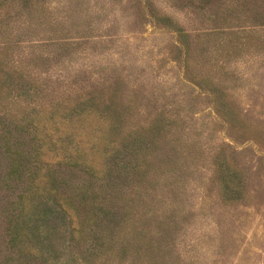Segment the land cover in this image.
<instances>
[{
    "label": "rangeland",
    "instance_id": "rangeland-1",
    "mask_svg": "<svg viewBox=\"0 0 264 264\" xmlns=\"http://www.w3.org/2000/svg\"><path fill=\"white\" fill-rule=\"evenodd\" d=\"M0 52V264H264V0H0Z\"/></svg>",
    "mask_w": 264,
    "mask_h": 264
},
{
    "label": "trees",
    "instance_id": "trees-1",
    "mask_svg": "<svg viewBox=\"0 0 264 264\" xmlns=\"http://www.w3.org/2000/svg\"><path fill=\"white\" fill-rule=\"evenodd\" d=\"M12 67H13L14 70L10 69V66H9V64L7 62L5 54L0 52V109L1 110H6L7 105L8 104L12 105L13 102H15L14 105H17L16 99H15L16 94H12L11 93L14 90V88H12V86H13L12 85L13 76L10 74V71L13 72L16 75H19V74H18L17 70L15 71V68H14L13 65H12ZM5 69H6L7 72H5ZM13 99H15V100H13ZM85 113H83V110H76V109L75 110H69L68 109V110H66V112H63L64 117H62V119H64V121L70 122L71 119H72V116H75L76 118L81 117L79 120L84 121L83 115ZM73 121H74V119H73ZM80 133H81V131L75 133V134H78V135H75L76 139L80 138ZM100 138L101 139L104 138L102 134H100ZM47 151H48L47 150V146L45 144H41V151L39 152V154L43 155ZM70 151H74L73 147L69 148L68 154L70 153ZM18 168H19V166H17V164H15L14 161L11 162L9 173L14 172V170H17ZM40 176L39 177H35L34 179L37 180V181L39 179H41V181H42L43 176L42 175H40ZM32 187L35 188V192L37 191V189L39 190V191L36 192V193H38V196H43V194L45 193L42 190L40 191V187L38 185H32ZM40 192H42V193H40ZM89 198H90L88 200L89 209L87 210V215L86 216H90V215H95L96 214V211H94L95 210L94 206L96 207V203H97L96 202V197L95 196L94 197L91 196ZM57 201H56V203H57L58 207L63 212V214L67 216V218L70 221L72 232H75V233L80 232L81 223L79 224L80 220H78V218H77V217L80 216V214L78 212V208L76 209L74 207V206H78L77 204H74L75 203V199L73 200L72 198L60 196V197L57 198ZM71 204L74 205V206H71ZM18 208L22 209L21 205H19ZM23 209H25V208H23ZM25 212H27L26 209H25ZM20 213L21 212H19L17 215H21ZM90 217H87V218H90ZM84 220H85V218L82 220V223H83ZM93 232H95V231H93ZM95 233L96 234L97 233L101 234L102 231L95 232Z\"/></svg>",
    "mask_w": 264,
    "mask_h": 264
}]
</instances>
